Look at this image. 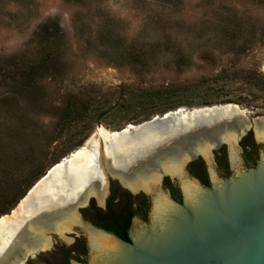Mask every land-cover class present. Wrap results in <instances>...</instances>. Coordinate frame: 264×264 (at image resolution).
Returning a JSON list of instances; mask_svg holds the SVG:
<instances>
[{
  "label": "rangeland",
  "instance_id": "1",
  "mask_svg": "<svg viewBox=\"0 0 264 264\" xmlns=\"http://www.w3.org/2000/svg\"><path fill=\"white\" fill-rule=\"evenodd\" d=\"M43 26L56 37L42 39ZM248 75L264 76V0H0L1 193L38 171L31 191L98 127L178 108L264 115V90ZM167 85L188 92L180 107H139L144 91ZM83 106L88 115L65 125V111Z\"/></svg>",
  "mask_w": 264,
  "mask_h": 264
},
{
  "label": "water",
  "instance_id": "2",
  "mask_svg": "<svg viewBox=\"0 0 264 264\" xmlns=\"http://www.w3.org/2000/svg\"><path fill=\"white\" fill-rule=\"evenodd\" d=\"M251 129L258 157L242 166L238 143ZM263 138L264 115L245 117L233 105L178 108L111 127L0 222V248L22 264H59L62 247L82 237L87 253L70 264H264ZM223 145L231 166L227 176L213 175V151ZM198 156L212 174L209 187L186 174ZM164 177L182 184L181 202L170 198ZM109 179L132 191L157 185L147 192V221L129 241L90 225L80 211L93 196L102 202Z\"/></svg>",
  "mask_w": 264,
  "mask_h": 264
},
{
  "label": "flooded vegetation",
  "instance_id": "3",
  "mask_svg": "<svg viewBox=\"0 0 264 264\" xmlns=\"http://www.w3.org/2000/svg\"><path fill=\"white\" fill-rule=\"evenodd\" d=\"M238 147L241 155L239 163L242 166L243 164L247 166L256 162L258 157V142L256 141L253 129L241 137ZM225 148L227 147L223 145L213 151V175L227 176L229 172L231 159L229 152L226 153ZM206 165L207 163L204 158L198 156L187 163L185 171L189 178L197 180L201 186L209 187V178L211 179L212 174L210 170H207ZM175 179L179 180L178 177H175ZM162 186L167 188V193L172 200L176 202L182 201V184L179 187L176 183L169 181L168 177H164ZM154 188L146 191V189L141 187L138 190L132 191L129 188L123 187L118 180L109 179L107 191L102 202H99L98 198L93 196L90 200L93 204L87 207L90 204L89 202L80 211L83 213V219H86L90 225L111 232L124 241H129L130 234L136 230H140L141 226L147 221L150 200L146 194L147 192L151 194ZM134 222L135 226H133ZM73 227V229L78 228L75 225ZM86 253L87 247L85 241L82 237H79L74 247H62L59 264H70L71 259L81 262Z\"/></svg>",
  "mask_w": 264,
  "mask_h": 264
},
{
  "label": "trees",
  "instance_id": "4",
  "mask_svg": "<svg viewBox=\"0 0 264 264\" xmlns=\"http://www.w3.org/2000/svg\"><path fill=\"white\" fill-rule=\"evenodd\" d=\"M57 27H54L53 29H50L46 26H43L41 38L47 39L56 37L55 32L57 31ZM178 53V60L177 63H183L187 59L186 56L180 51V49H177ZM13 57V56H12ZM137 62V61H135ZM219 77V76H218ZM248 80H251L256 84V86H259L260 88H263L264 90V76L258 75V79L253 80L252 75L247 76ZM251 78V79H250ZM188 93L185 89H178L172 85H167L161 90L153 91V90H147L144 91L141 95L138 96L139 101V107L140 108H159L160 106H164V109L162 111H159V113H164L167 111H171V109H177L181 106V104L175 105L176 101L181 98L183 95ZM207 96H209V93H207ZM157 106V107H156ZM88 106H83L79 109L73 110L68 108V111H65L63 115V119H65V125H70L72 122L81 120L85 118L88 115ZM160 110V109H159ZM82 142L75 145L76 147H80ZM42 173L36 172L35 176L32 178H25L22 185L14 184L8 190L5 194L1 193L2 187L0 186V216L5 215L9 213L18 203V201L26 194V192L33 186V184L41 177ZM67 262V261H66Z\"/></svg>",
  "mask_w": 264,
  "mask_h": 264
},
{
  "label": "bare ground",
  "instance_id": "5",
  "mask_svg": "<svg viewBox=\"0 0 264 264\" xmlns=\"http://www.w3.org/2000/svg\"><path fill=\"white\" fill-rule=\"evenodd\" d=\"M241 112H243V111H241ZM243 113H244V112H243ZM130 126H132V125H130ZM106 131H107V130L104 129L103 127H98L97 130H96V132H95L94 134H92V136L87 140V142H86L82 147H80V148L76 149L75 151H73L72 155L68 157V159H69V158H71V159L66 160V162L63 161L64 163L60 162V163L55 164V165L52 167V169L50 170L49 173H51V175H52L53 172H59V171H61V170L64 168L63 165H65V164L68 165L73 159H75L80 153H82L87 147H89L94 141H96V140H97L101 135H103ZM46 179H47L46 177L41 178V179L36 183V185L33 187V189H32L31 191H29V193H31L34 189H35V190L38 189V188L40 187V185L43 183V181H45ZM25 200H27L26 197L23 198V199L20 201V203L18 204V206H20ZM18 206H17V207H18ZM17 207H16V208H17ZM16 208H15V209H16ZM15 209H14V210H15ZM14 210H12L11 212H13ZM7 216H8V215H5V216L1 217V218H0V222H1L4 218H6ZM6 257H7V258H6ZM4 260H6V263H7V264H22V263H23L22 260L18 259L17 257L13 256L12 254L8 253L7 251H5V250H3V249L1 248V249H0V263H1L2 261H4Z\"/></svg>",
  "mask_w": 264,
  "mask_h": 264
}]
</instances>
